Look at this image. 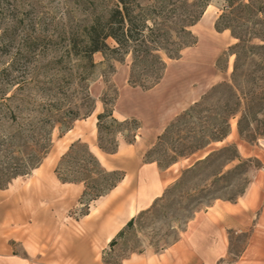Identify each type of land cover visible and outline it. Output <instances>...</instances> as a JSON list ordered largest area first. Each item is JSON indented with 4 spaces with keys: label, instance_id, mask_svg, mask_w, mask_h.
<instances>
[{
    "label": "rangeland",
    "instance_id": "374dc122",
    "mask_svg": "<svg viewBox=\"0 0 264 264\" xmlns=\"http://www.w3.org/2000/svg\"><path fill=\"white\" fill-rule=\"evenodd\" d=\"M195 1L140 3L154 6L155 19L174 20L198 15L200 7L192 5ZM116 3L11 0L6 5L0 20V169L6 163L3 149L8 137L18 133L17 122L42 123L50 116L60 119L69 110L78 113L71 123L72 133L54 123L51 148L36 170L0 188V243L5 241L12 253L42 258L50 264H124L135 254L160 252L209 206L234 201L261 167L257 155L264 151V138L242 140L237 133L238 116L229 120L225 139L204 145L207 135L219 125L214 120L217 99L204 98L213 86L229 81L234 62L230 51L237 39L228 29H215L226 0H208L201 8L198 20L188 27L193 43L183 47L177 57L161 53L165 71L149 89L128 83L130 55L121 61L110 53L96 52L93 66L82 57L85 29L97 18L106 19ZM107 43L115 45L111 39ZM103 102L120 123L106 124L103 145L118 150L128 143L129 152L139 162H155L162 169L172 166L174 176L155 199L153 214H134L132 227L113 246L109 241L131 217L109 240L107 235V241L98 230L126 197L97 216L86 217L98 205L96 199L81 200L84 183H63L55 172L61 156L74 142L87 145L94 154L92 146L98 148L96 116L103 111ZM191 108L196 109L183 116ZM89 110L93 111L87 115ZM77 135L82 139L76 140ZM227 144L233 146L222 149ZM190 150L194 152L189 156L179 155ZM99 151L102 161L97 159L106 170L120 162L121 153ZM242 242L241 236L231 234L228 264Z\"/></svg>",
    "mask_w": 264,
    "mask_h": 264
},
{
    "label": "trees",
    "instance_id": "16d2710c",
    "mask_svg": "<svg viewBox=\"0 0 264 264\" xmlns=\"http://www.w3.org/2000/svg\"><path fill=\"white\" fill-rule=\"evenodd\" d=\"M10 1L0 0V20ZM192 5L200 7V16L203 12L201 8L208 5V0H196ZM154 10V6L142 5L140 0H117L106 19L97 18L85 29L82 57L93 66L92 55L96 52L104 55L110 53L121 61L130 55L128 83L142 89L152 88L161 80L165 71L166 65L161 53L175 58L183 47L192 44L188 27L199 17L188 15L174 20L155 19ZM215 29L230 30L237 42L230 51L234 55V62L229 81L213 86L204 98H216L219 105L214 119L219 121V125L207 135L204 145L225 139L230 132L229 120L236 116L239 137L244 141L254 142L259 137L264 138V0H226L223 12L215 22ZM108 39L115 42L113 47L108 45ZM254 40L258 42L254 43ZM195 109H189L183 116ZM92 111L89 110L86 114L89 115ZM63 115H68L67 119L65 116L60 119L50 116L42 123L17 122L18 133L8 137L3 149L6 163L0 169V188L39 166L51 148L54 123L59 122L61 130L66 132L78 117V113L72 110ZM96 117L98 148L104 153H115L117 146L103 145L102 134L107 123H120L112 117V109L107 108L106 102H103V111ZM15 139H18L16 143ZM231 146L233 144H227L222 149ZM193 152L183 151L179 155L189 156ZM55 172L63 183L83 182L81 200L86 199L88 202L107 194L124 176L120 170H106L102 167L87 145L79 141L72 143L61 156ZM156 205L154 201V204L139 215L153 214ZM134 221L135 216L109 241V246H113L117 238L132 227Z\"/></svg>",
    "mask_w": 264,
    "mask_h": 264
},
{
    "label": "crops",
    "instance_id": "0c3cea01",
    "mask_svg": "<svg viewBox=\"0 0 264 264\" xmlns=\"http://www.w3.org/2000/svg\"><path fill=\"white\" fill-rule=\"evenodd\" d=\"M75 139L82 137L77 135ZM130 146L128 143L120 145L114 153H121L120 162L110 166V170H122V180L96 199L98 205L93 213L85 215L93 214L95 217L97 212L106 211L120 197H126L98 230L99 236L102 235L106 241L111 223L121 219V227L130 218L127 210L131 203L135 214L149 208L174 179L172 166L162 169L155 162L141 163L129 152ZM257 156L261 167L255 170L234 201L223 200L209 206L193 218L179 238L167 248L160 252L135 254L126 258L124 264H228L231 234L241 236L243 242L230 264H264V151ZM0 244V264H50L42 258L12 253L5 241Z\"/></svg>",
    "mask_w": 264,
    "mask_h": 264
},
{
    "label": "bare ground",
    "instance_id": "6f19581e",
    "mask_svg": "<svg viewBox=\"0 0 264 264\" xmlns=\"http://www.w3.org/2000/svg\"><path fill=\"white\" fill-rule=\"evenodd\" d=\"M69 133H72V132H69ZM92 151L94 152V154L97 156V158L102 161V155L99 151V149L97 147H93L92 146ZM104 161V160H103ZM37 168L33 169V170H36ZM109 198V197H108ZM110 199H108L107 201H109ZM107 201L105 202V204L107 203ZM104 204V202H103ZM102 204V205H103ZM135 214V207L133 204H130L129 207H128V210H127V215H129L130 217H132L133 215ZM128 216V217H129ZM122 220H116L114 221V223H111L110 224V229H109V233H108V240L111 238L112 234L114 231H116L119 227H120V224H121Z\"/></svg>",
    "mask_w": 264,
    "mask_h": 264
}]
</instances>
